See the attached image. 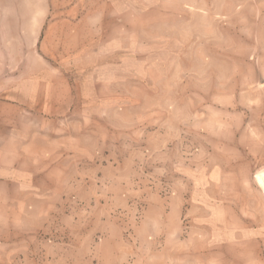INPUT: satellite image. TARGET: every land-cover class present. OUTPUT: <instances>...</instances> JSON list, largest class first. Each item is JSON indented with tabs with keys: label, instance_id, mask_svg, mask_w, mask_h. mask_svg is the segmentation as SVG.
<instances>
[{
	"label": "rangeland",
	"instance_id": "obj_1",
	"mask_svg": "<svg viewBox=\"0 0 264 264\" xmlns=\"http://www.w3.org/2000/svg\"><path fill=\"white\" fill-rule=\"evenodd\" d=\"M10 1L60 104L0 264H264V0Z\"/></svg>",
	"mask_w": 264,
	"mask_h": 264
},
{
	"label": "crops",
	"instance_id": "obj_2",
	"mask_svg": "<svg viewBox=\"0 0 264 264\" xmlns=\"http://www.w3.org/2000/svg\"><path fill=\"white\" fill-rule=\"evenodd\" d=\"M35 8L29 14L22 1L0 2V42L15 47L12 53L0 50V63L5 56L14 58L8 73H0V216L12 215L14 202L28 201L30 186L39 183L34 165L44 161L45 151L34 143L42 135L38 122L46 104H60L57 86L46 82L43 59L33 49L45 22L44 10ZM28 40L30 47L20 44ZM28 55L31 68L24 64Z\"/></svg>",
	"mask_w": 264,
	"mask_h": 264
}]
</instances>
